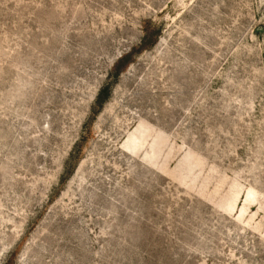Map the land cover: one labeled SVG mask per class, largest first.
<instances>
[{
	"label": "rangeland",
	"instance_id": "obj_1",
	"mask_svg": "<svg viewBox=\"0 0 264 264\" xmlns=\"http://www.w3.org/2000/svg\"><path fill=\"white\" fill-rule=\"evenodd\" d=\"M0 264H264V0H0Z\"/></svg>",
	"mask_w": 264,
	"mask_h": 264
},
{
	"label": "trees",
	"instance_id": "obj_2",
	"mask_svg": "<svg viewBox=\"0 0 264 264\" xmlns=\"http://www.w3.org/2000/svg\"><path fill=\"white\" fill-rule=\"evenodd\" d=\"M127 59L128 56H122L119 61V64L127 61ZM109 94H110L109 87L108 86L103 87L97 96V102L99 104L103 103L108 98Z\"/></svg>",
	"mask_w": 264,
	"mask_h": 264
}]
</instances>
